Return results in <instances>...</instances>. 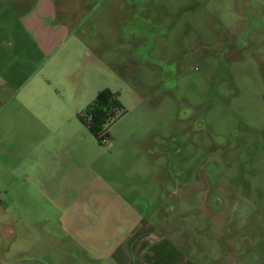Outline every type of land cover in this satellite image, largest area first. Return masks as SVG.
Listing matches in <instances>:
<instances>
[{"label": "rangeland", "instance_id": "374dc122", "mask_svg": "<svg viewBox=\"0 0 264 264\" xmlns=\"http://www.w3.org/2000/svg\"><path fill=\"white\" fill-rule=\"evenodd\" d=\"M58 9L59 49L28 38L0 71L17 82L0 96L17 208L0 264H264V0ZM105 89L127 113L101 145L79 115Z\"/></svg>", "mask_w": 264, "mask_h": 264}, {"label": "crops", "instance_id": "0c3cea01", "mask_svg": "<svg viewBox=\"0 0 264 264\" xmlns=\"http://www.w3.org/2000/svg\"><path fill=\"white\" fill-rule=\"evenodd\" d=\"M59 1L60 0H32L31 3H28V0H0V71L5 73L12 67L10 62L6 65V56L13 55L14 60H19V57H21L26 50L28 38L32 39L31 41L36 44L40 52H54L59 49L61 40H58L62 32L59 28H53L52 25L59 14ZM71 5L72 3L68 4V2L64 4V6L67 7ZM66 34L65 32L62 36L65 37ZM5 40H9L8 43H6ZM1 59L4 61L1 62ZM8 59L9 57H7V61ZM16 67L19 70L25 71L22 66H20V63L19 66ZM4 79L5 80L0 83V96L1 94H8L7 96H10V92L12 88H16L17 82L12 81L9 75L5 76ZM7 193L9 192L5 191V194ZM14 205L15 197L13 195L10 198L6 196L0 198V228L6 227L9 216L13 215L17 209ZM5 219H7L6 222ZM25 226L27 228V223H25ZM144 243L145 240L143 239V242L137 246L135 245V247H137V254H140V252H142L141 250L147 246V244L144 245ZM4 246L5 240L0 238V258L3 256V253H6L4 252L5 250L3 251ZM8 249L10 248L8 247ZM128 254L127 252V255ZM160 260H162V258L157 257L152 261L156 263ZM140 263L148 264L144 261L139 262V264Z\"/></svg>", "mask_w": 264, "mask_h": 264}, {"label": "trees", "instance_id": "16d2710c", "mask_svg": "<svg viewBox=\"0 0 264 264\" xmlns=\"http://www.w3.org/2000/svg\"><path fill=\"white\" fill-rule=\"evenodd\" d=\"M127 111L117 93L102 90L96 99L79 115L80 121L91 131L101 145L109 143V126L122 118Z\"/></svg>", "mask_w": 264, "mask_h": 264}]
</instances>
